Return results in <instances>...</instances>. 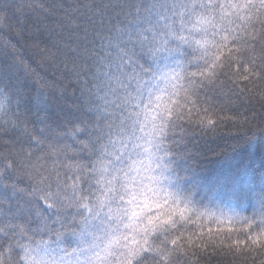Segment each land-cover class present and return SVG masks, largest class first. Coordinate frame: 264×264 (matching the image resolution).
Here are the masks:
<instances>
[{
    "label": "snow or ice",
    "instance_id": "1",
    "mask_svg": "<svg viewBox=\"0 0 264 264\" xmlns=\"http://www.w3.org/2000/svg\"><path fill=\"white\" fill-rule=\"evenodd\" d=\"M16 11L22 23L29 14L38 19L53 38L55 52L46 58L61 69V97L74 101L56 128L40 102L41 138L34 142L46 141L56 159L87 153L89 160L79 210L71 222L56 216L64 229L55 230L56 255H41L50 241L22 246L27 264H177L189 252L190 261L203 253L232 256L235 264L245 250L264 249V195L252 215H217L179 189V177L166 175L165 156L158 155L169 133L177 143L185 138V121L202 131L226 120L249 123L231 102L218 101V92L251 95V84L264 107V0H34ZM69 82L76 85L71 92ZM15 165L7 155L0 161L5 189ZM48 200L55 202L53 194L42 193L20 210L51 233ZM11 226L9 219L5 229ZM68 236L74 247H63ZM14 252L9 245V258Z\"/></svg>",
    "mask_w": 264,
    "mask_h": 264
},
{
    "label": "trees",
    "instance_id": "2",
    "mask_svg": "<svg viewBox=\"0 0 264 264\" xmlns=\"http://www.w3.org/2000/svg\"><path fill=\"white\" fill-rule=\"evenodd\" d=\"M33 2L0 0V100H4V108L0 109V161L5 155L16 160L14 171L4 181L9 188L0 185V199L7 200L0 205L5 213L0 216V264H18V260L27 264L22 246L35 248L39 241L52 242L47 252L41 249V255L46 258L56 255L52 251L56 248L55 230L64 231L60 223L55 222L56 216L71 222V216L80 207L77 202L87 190L83 182L89 171L87 153L71 161L62 155L56 159V153L47 150L46 141L34 142L41 138V122L37 119L42 109L40 102L49 106L48 122L56 128L63 125V117L73 113L70 104L74 101L67 93L61 97L56 87L61 69L56 66L58 62L46 58L49 50L55 52L53 38L39 26L38 19L29 14L22 23L16 11L22 4ZM42 84L48 87L41 89ZM75 87L69 82L68 92ZM249 88L251 95L217 93L218 101L231 102L232 112L249 117L248 124L226 120L215 131H202L185 121L184 128L188 130L185 138L177 143L178 137L173 139L169 133L158 153L165 156L166 175L173 181L179 177V189L192 194L199 207L215 211L217 215L229 210L252 215L257 207L256 199L264 195V129H260L264 127V107L255 98L256 89L251 84ZM232 112L222 115H232ZM119 148L117 140L118 155L121 154ZM72 154L75 155L74 148ZM80 169L84 171L81 173ZM11 185H15L14 197ZM46 192H51L55 201H46L53 204L49 213L53 221L50 226L54 229L51 233L35 215L20 210L26 201L34 203ZM9 219L12 226L6 230ZM69 244L75 246L70 236L65 238L63 247ZM9 245L15 248L11 258ZM60 255L64 253L61 251ZM189 257L191 252L179 254L177 264H196V261L199 264H220L221 261L233 264L234 259L223 255L210 258L203 253L192 257L191 261ZM235 264H264V249L245 250Z\"/></svg>",
    "mask_w": 264,
    "mask_h": 264
}]
</instances>
